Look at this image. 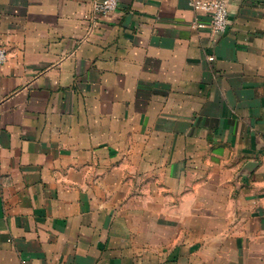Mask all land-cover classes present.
Listing matches in <instances>:
<instances>
[{"label":"crops","instance_id":"1","mask_svg":"<svg viewBox=\"0 0 264 264\" xmlns=\"http://www.w3.org/2000/svg\"><path fill=\"white\" fill-rule=\"evenodd\" d=\"M0 0V264H264V0Z\"/></svg>","mask_w":264,"mask_h":264},{"label":"built area","instance_id":"2","mask_svg":"<svg viewBox=\"0 0 264 264\" xmlns=\"http://www.w3.org/2000/svg\"><path fill=\"white\" fill-rule=\"evenodd\" d=\"M120 0H99L95 8L100 13L115 11ZM231 0H191L190 4L195 9L211 15V27L215 32H225L229 26V3ZM7 50L0 43V67L7 60Z\"/></svg>","mask_w":264,"mask_h":264}]
</instances>
